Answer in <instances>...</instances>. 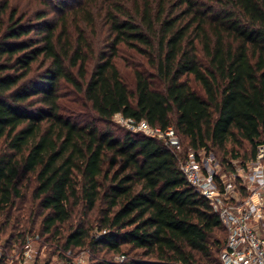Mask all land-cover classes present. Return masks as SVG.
I'll list each match as a JSON object with an SVG mask.
<instances>
[{"label":"trees","instance_id":"trees-1","mask_svg":"<svg viewBox=\"0 0 264 264\" xmlns=\"http://www.w3.org/2000/svg\"><path fill=\"white\" fill-rule=\"evenodd\" d=\"M112 6L104 16L110 52L90 73L86 34L78 29L74 37L66 13L60 25L40 9L32 16L37 22L27 25V14L10 12L0 36V240L12 219L27 225L38 210L49 211L42 224L51 231L79 204L104 206V233L91 245L123 254L120 264H221L223 224L180 166L191 149L215 152L232 140L248 142L250 154L232 156L250 159L264 144V0ZM7 7H0V32ZM120 44L148 62L134 70V91L115 63ZM41 57V67L48 65L36 73ZM62 82L81 95L82 115L65 116ZM116 115L174 127L183 151L118 126ZM30 174L37 182L33 200L22 192ZM89 238L90 230L79 226L64 248L85 247ZM126 247L142 251L130 256Z\"/></svg>","mask_w":264,"mask_h":264},{"label":"rangeland","instance_id":"rangeland-1","mask_svg":"<svg viewBox=\"0 0 264 264\" xmlns=\"http://www.w3.org/2000/svg\"><path fill=\"white\" fill-rule=\"evenodd\" d=\"M60 1L67 2V7L64 11L60 8ZM136 2L137 0H0V7L8 3L6 13L3 15L5 24L2 27L0 36L4 32V29L11 24V22H8V18L12 9H19V13L28 15L22 22L27 25L37 22L32 16H34L33 12L40 9L48 11L49 19L54 21L59 19L60 25L62 24L61 16L66 13L68 27H70V31H73L74 37H76L75 30L78 33V29H81L86 34L85 37L88 44L85 51H89L90 58L87 67L90 73L99 60L100 55L110 52L112 38L109 31L110 25L108 20L104 18L105 12L110 10L113 7L112 5L118 3L125 4L126 7L134 9ZM42 63V57L34 63L36 73L42 71L48 65V63H45V66L41 67ZM115 63L121 70L124 80L133 91L135 89L134 70L136 68H149L148 62L144 57L139 56L124 44H120L119 46V54L115 58ZM74 71L77 72V68ZM192 85L199 92H202L200 85L196 84L193 79ZM60 93L62 95V105L67 109L65 116L69 117L73 112L82 115V111L80 110L82 101L80 102L79 100L81 99V95L76 93V89L71 84L62 82ZM114 123L120 127L132 130L130 124L121 115L115 116ZM185 145L187 146L186 142ZM214 150L221 162L224 163L231 159H237L232 156L234 152H239L241 155L250 154L252 146L248 142H243V145H236L232 140L228 143L226 149L214 148ZM22 185L24 195L29 200H33V193L37 186L35 177L31 174L27 175ZM18 202L19 204H23V202H20V199H18ZM103 208L104 206H99L89 210L84 204H79L73 208L72 218L68 222L58 224L51 231H47L42 224L43 218L49 211L38 210V214H35L33 221L27 225L24 223H15L14 219H12L8 227L5 228V232H3L4 237L1 238L2 241L10 245L14 244L10 240H13L19 245L24 241V237L26 239L29 235L36 239L34 243L35 259L31 264H100L103 260H111L120 264L123 262V254L113 253L103 247L94 248L91 245L93 237H99L104 233V229L101 230L100 228ZM18 213L20 211L17 212L14 209V214L17 215ZM39 213L41 214L39 215ZM3 218L4 216L0 217V225ZM79 226H84L90 230V238L88 239L87 245L82 248L75 247L72 250L65 249L64 245L68 236ZM37 236L39 237L37 238ZM222 238L223 236L220 233L215 236V239L218 240H222ZM43 245L44 248L41 251ZM141 251H133L129 247H126L123 253H128L130 256H133Z\"/></svg>","mask_w":264,"mask_h":264},{"label":"built area","instance_id":"built-area-1","mask_svg":"<svg viewBox=\"0 0 264 264\" xmlns=\"http://www.w3.org/2000/svg\"><path fill=\"white\" fill-rule=\"evenodd\" d=\"M126 121L132 130L156 137L179 153L183 151L174 127ZM180 169L220 217L226 232L221 264H264V144L257 146L252 158L231 159L227 164L214 151L191 149ZM35 241L30 235L19 245L0 240V264H31Z\"/></svg>","mask_w":264,"mask_h":264}]
</instances>
